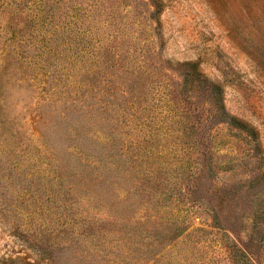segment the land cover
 Segmentation results:
<instances>
[{
    "label": "rangeland",
    "instance_id": "rangeland-1",
    "mask_svg": "<svg viewBox=\"0 0 264 264\" xmlns=\"http://www.w3.org/2000/svg\"><path fill=\"white\" fill-rule=\"evenodd\" d=\"M0 264H264V0H0Z\"/></svg>",
    "mask_w": 264,
    "mask_h": 264
}]
</instances>
